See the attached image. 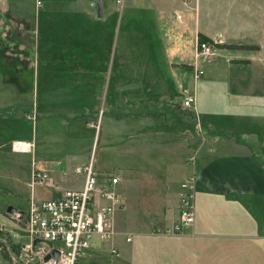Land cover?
Segmentation results:
<instances>
[{"label": "crops", "instance_id": "0c3cea01", "mask_svg": "<svg viewBox=\"0 0 264 264\" xmlns=\"http://www.w3.org/2000/svg\"><path fill=\"white\" fill-rule=\"evenodd\" d=\"M1 1L9 7L6 0ZM117 1L102 0L100 18L93 0H71L63 5L47 0L48 10L43 11L38 24L28 23L25 16L20 20L8 17L13 24H22L31 40L34 34L48 53L52 49L47 40L56 38L55 33L65 34L66 19L75 24L70 26L78 41L75 50H56L50 68L44 62L43 50L40 68L29 61H36L39 47L27 50L20 61L16 56L4 57L0 47V152L14 153L10 150L14 141L33 143L30 153H14L30 155L29 180L34 166L63 189L80 190L85 180L83 170L89 164L99 174L112 173L119 178L116 191L124 199V208L114 215L111 241L92 251L91 259L98 264H264V162L254 158L245 140L221 137L219 128L210 121L224 112L203 104L216 92L208 87L220 81L195 78L192 70L199 21L193 7L197 3L122 0L118 6ZM41 2L40 8L35 3V13L43 10ZM123 4L130 22L144 12L154 13L166 29L158 38H172L168 50H144L143 44L138 50H111L114 33L107 24L113 22ZM188 15L194 23L190 45L181 27ZM92 20L96 28L88 33L91 38L79 40L78 32ZM84 45L91 47L81 50ZM244 52L248 62L225 56L221 64L229 71H242L240 77L225 81L235 93L244 88L245 95L235 96L241 106L250 107L257 96L251 86L261 83L257 80L260 74L252 75L251 71L264 69V63L257 62L255 53L250 55L252 51ZM20 64L36 69L32 106L26 105L27 97L11 94ZM188 95L195 98L193 110L183 107V98ZM39 113L46 119L62 117L68 130L78 124L77 130L88 135L85 148L60 162L38 155L36 130L32 140L16 138L20 126L15 117L37 125ZM188 178L195 180V222L181 233L167 234L178 217L181 183ZM39 189L35 191L37 199L52 196L51 191ZM28 194L22 205H15L17 208L26 207L30 191ZM122 219L124 229L117 227ZM6 243L11 256L12 241ZM111 248L116 255L110 254ZM103 254L110 260L100 263L97 256Z\"/></svg>", "mask_w": 264, "mask_h": 264}, {"label": "rangeland", "instance_id": "374dc122", "mask_svg": "<svg viewBox=\"0 0 264 264\" xmlns=\"http://www.w3.org/2000/svg\"><path fill=\"white\" fill-rule=\"evenodd\" d=\"M41 1H43V10L40 9L38 13H35L34 9L35 0H6L5 3L10 8L4 5L3 1L0 2V47L4 57L16 56L17 61L24 60L27 50H36L39 47L36 61L35 59H30L29 61L32 64L36 62L40 68V51L43 50L42 53L45 54L44 62H47L48 68H50L56 50H75L74 47H77L75 46L77 44L76 41H78V38L76 39V31L74 27L70 26L75 24H71L66 19L68 27H66L65 34L64 32L55 33L54 36H57L56 38L47 40L52 49L48 53V50H45V46H41V43L38 42L34 34L31 40L30 35L28 34L27 36L24 33L25 28L22 24H13L8 18L10 16L13 19L20 20L21 16H25L28 19V23L29 21H36L38 24L41 21L43 11L48 10L46 7L47 0ZM55 1H60L62 2L61 5H63V2L71 0ZM103 1L115 4V0ZM192 2L197 3L198 6L193 7V11L195 13L198 10L199 15V21L196 24L198 33L194 34V40L196 42H204V38L208 39L205 43L214 52L213 56L200 61L199 68L203 71L201 77L203 79H218L220 81L215 84L216 86L208 87V89H214L216 92L210 94L203 104L209 109L223 111L224 116H219L210 121L214 122L216 127L219 128L221 137L245 140L254 158L257 161L264 162V69L258 67L257 70L259 71H251L252 75L254 73L260 74V76H257V80L261 81V83H257L253 88L251 86L252 92H257L255 105L243 107L235 96L238 91L235 93V88L230 85V82L229 86H227V81H225L240 77L239 75H241L242 71L238 69L229 71L225 65L221 64V62L226 61L225 56L233 59H244L240 60V62L247 61L249 57L246 54L248 53L244 51H252L250 55H254L255 53L257 62L264 63V0H193ZM127 16L129 17V14L124 11L123 4L121 11L118 10L114 15L113 22H108L109 24H107V27L113 28L114 33L112 45L110 46L111 50H138L141 44H143L144 50H168L169 41L172 38H169V40H166L167 38L162 40L158 38L159 34H165L166 29L164 24L157 21L154 13L145 14L144 12L136 16L133 22H130ZM141 17L144 19V22H136L142 20ZM191 20V17L188 15L181 23V27L185 28L184 37H186V44L192 41L191 36L194 23L192 24ZM95 21L100 22L101 20L97 19ZM94 26L95 23L92 20L85 30H81L82 32L77 31L81 36L79 40L88 41L91 38L88 33L96 28ZM13 27H16L17 34L13 32ZM139 29L141 33L138 31ZM137 32L140 33V37L143 39H139L140 37H138ZM82 36L85 37L82 38ZM201 36L204 38H201ZM43 41H46V39ZM186 44L184 43V46ZM90 47L84 45V48L81 50H89ZM97 48L101 50L100 45ZM221 52L229 53L222 54ZM32 57L35 58V56ZM211 59V63H203ZM30 62L27 63L31 64ZM32 66L29 69V65L24 66L20 64L18 70L15 71V81L11 84L10 88L13 96L27 97V106H32V102L34 101L32 92L35 87V79H37L36 69L34 65ZM215 73H217V76L214 75ZM243 89L241 87L238 88L239 93L237 96L245 95ZM225 92L228 95L227 98L225 97ZM240 92L242 93L240 94ZM37 101L40 102L39 97ZM40 113L38 114L37 125H34L35 122L33 120H22L17 116L15 117L17 124L20 126V130L17 132L18 137L16 138L32 140V131L35 132L36 130L37 137L34 142L38 155H43L57 162L65 159L67 155H73L85 148L87 144L86 136L88 137V135L86 131L77 130L78 124L72 125V128L68 130L62 122V117L46 119L47 117ZM30 162V155L14 154L4 149L0 152V212H5L8 206H13L17 209L15 205H22V202L29 195ZM117 227H123L124 229L123 219L119 220ZM24 242H26L24 238H12L13 245L18 246ZM104 255L102 257L97 256L100 263L102 259L104 262L110 260V256ZM93 263H95L93 258L90 259L88 257L80 258L79 262V264ZM0 264H16L11 260L8 247H0Z\"/></svg>", "mask_w": 264, "mask_h": 264}, {"label": "built area", "instance_id": "2783aa9c", "mask_svg": "<svg viewBox=\"0 0 264 264\" xmlns=\"http://www.w3.org/2000/svg\"><path fill=\"white\" fill-rule=\"evenodd\" d=\"M36 8L42 6L36 0ZM122 4V0L117 1ZM214 52L205 42H197L192 70L195 78L202 76L200 61L213 56ZM183 107L193 110L195 98L185 96ZM34 118V114H33ZM33 143L14 141L10 150L14 153H30ZM85 180L80 190L63 189L55 184L49 174L36 169L30 174V196L24 209L8 214L0 212V234L12 238H24L26 242L13 245L11 260L16 264H79L80 258L91 259L92 251L111 241L114 235L113 218L117 211L124 208V199L116 191L120 182L112 173L99 174L92 164L83 170ZM52 192L49 199L35 197L36 189ZM178 217L167 234H178L193 226L195 222V180L188 178L181 183ZM127 242L131 238L126 239ZM4 241V240H3ZM36 242V243H35ZM58 252L57 260L44 258ZM111 255H116L114 248Z\"/></svg>", "mask_w": 264, "mask_h": 264}, {"label": "water", "instance_id": "95a60500", "mask_svg": "<svg viewBox=\"0 0 264 264\" xmlns=\"http://www.w3.org/2000/svg\"><path fill=\"white\" fill-rule=\"evenodd\" d=\"M94 3L97 6V14H98V17L100 18L101 17V14H102V0H94ZM5 211L8 214H13V213H16L17 212V209L14 208L13 206H8ZM58 257H59L58 252H56V251L55 252H52V253H50L49 255H47L44 258V262H48L50 259L57 260Z\"/></svg>", "mask_w": 264, "mask_h": 264}, {"label": "trees", "instance_id": "16d2710c", "mask_svg": "<svg viewBox=\"0 0 264 264\" xmlns=\"http://www.w3.org/2000/svg\"><path fill=\"white\" fill-rule=\"evenodd\" d=\"M201 38H204V37L201 36ZM201 40H202V39H201ZM205 41H208V39L204 38V42H205ZM3 240H4V241H3ZM8 241H9V240H8L7 237H4L3 235L0 234V247H1V248H2V247L5 248V247H6V242H8ZM11 249H12L13 251L15 250V248H14L13 246L11 247ZM93 264H98V263L95 262V263H93Z\"/></svg>", "mask_w": 264, "mask_h": 264}]
</instances>
